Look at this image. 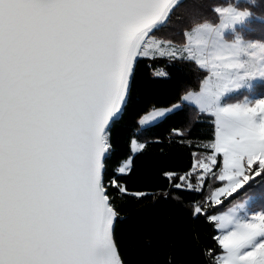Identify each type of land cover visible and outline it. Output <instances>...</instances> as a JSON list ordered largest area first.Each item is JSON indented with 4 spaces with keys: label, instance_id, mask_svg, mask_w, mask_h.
Masks as SVG:
<instances>
[{
    "label": "snow or ice",
    "instance_id": "6c2138e0",
    "mask_svg": "<svg viewBox=\"0 0 264 264\" xmlns=\"http://www.w3.org/2000/svg\"><path fill=\"white\" fill-rule=\"evenodd\" d=\"M158 57L198 73L176 103L136 112L145 125L191 108L208 126L172 129L201 151L161 173L197 260L143 248L123 206L155 194L129 188L131 156L109 172L114 128ZM0 264H264V0H0Z\"/></svg>",
    "mask_w": 264,
    "mask_h": 264
},
{
    "label": "trees",
    "instance_id": "16d2710c",
    "mask_svg": "<svg viewBox=\"0 0 264 264\" xmlns=\"http://www.w3.org/2000/svg\"><path fill=\"white\" fill-rule=\"evenodd\" d=\"M209 2L222 3L224 0H209ZM259 38V37H257ZM163 68L167 79L156 78L152 75L154 68ZM195 66L180 60H171L167 57H158L155 60L146 59L141 65V79L137 90L135 106L126 115L124 121L114 128L116 149L109 161V172L117 167L125 158L131 156L133 169L125 177L129 188L133 191H149L155 195L148 200L137 203L127 199L123 206L125 213L134 214L131 230L140 237L139 243L152 254L153 257L162 255L173 249L177 256L192 260L199 259V250L193 247L190 225L186 216L170 199H161V191L171 193L166 187L167 181L162 179L163 171L183 173L191 166V152L201 149L184 147L180 144V137L172 129H186L191 127L189 138L202 139V133L208 130L207 124L198 123L204 119L195 109L186 108L183 112L162 119L145 127H140L136 112L141 109L151 110V106H170L176 103L186 87H194L197 83ZM247 94V93H244ZM241 98V97H238ZM146 143L144 149L132 151L131 139ZM218 186V185H217ZM199 199L195 193H172ZM244 193H241L243 195ZM247 195H252L248 193ZM240 196L233 194L224 201L223 210ZM159 200L157 203L156 201ZM152 237L151 244L145 243L144 238ZM202 242L209 243L206 230L201 229Z\"/></svg>",
    "mask_w": 264,
    "mask_h": 264
},
{
    "label": "rangeland",
    "instance_id": "374dc122",
    "mask_svg": "<svg viewBox=\"0 0 264 264\" xmlns=\"http://www.w3.org/2000/svg\"><path fill=\"white\" fill-rule=\"evenodd\" d=\"M241 2H242V0H241ZM153 123H156V122H151V123H149V124L140 125V126H141V127H145V126H148V125L153 124ZM138 150H139L138 145H137V146H133V145H132V151H133V153H134V152H137ZM248 193H249V194L252 193L251 190H250ZM248 193H247V194H248ZM247 194L244 193L243 195H241V196H240L236 201H234V202L241 201V200L245 199L246 196H249V197H250V196L253 195V193H252V195H247ZM234 202H233V203H234ZM231 204H232V203H231ZM230 206H231V205H229L228 207H230ZM228 207H226V208L223 209V210H219V211H226Z\"/></svg>",
    "mask_w": 264,
    "mask_h": 264
},
{
    "label": "crops",
    "instance_id": "0c3cea01",
    "mask_svg": "<svg viewBox=\"0 0 264 264\" xmlns=\"http://www.w3.org/2000/svg\"><path fill=\"white\" fill-rule=\"evenodd\" d=\"M140 127H141V126H140ZM138 142H139V141H138ZM139 150H140V148H139ZM139 150H138V151H139Z\"/></svg>",
    "mask_w": 264,
    "mask_h": 264
}]
</instances>
